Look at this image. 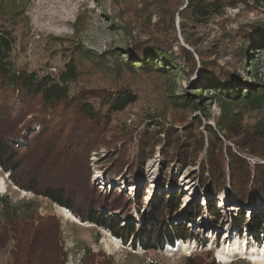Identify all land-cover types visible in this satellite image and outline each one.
I'll use <instances>...</instances> for the list:
<instances>
[{
    "label": "trees",
    "instance_id": "obj_1",
    "mask_svg": "<svg viewBox=\"0 0 264 264\" xmlns=\"http://www.w3.org/2000/svg\"><path fill=\"white\" fill-rule=\"evenodd\" d=\"M103 1L111 13V24L125 29L130 38L123 51L126 61L112 64V68L140 74L179 71L193 85V92L170 94L173 105L181 111L178 113L185 118L187 112L204 110L208 115L201 102L204 93L211 89L214 94L207 98L219 103L222 111L215 125L205 128L207 138L189 126L181 140L180 131L173 126L165 128L159 119L138 130L124 122L114 124L112 113L123 112L137 99L128 86L84 87L73 92L72 83L80 74L74 57L55 74H39L16 66L10 59L15 37L0 26V170L17 188L67 209L82 223L108 229L122 243L131 241V246L142 248L144 253L188 239V223L196 221L204 209L193 205L188 208L186 220L168 224L180 197L162 191L153 216L143 215L145 223L137 232L133 223L125 224L121 219L129 217L126 215L133 203L142 204V195L132 202L131 197L115 189L109 193L101 191L91 182L93 167L112 176L140 177L155 145L161 144L164 175L160 184L170 181L175 186L177 175L171 174L176 171L170 164H177L180 171L193 164L205 148L200 173L192 177L197 176L199 183L209 185L214 193L228 186L231 199L239 204H263L264 117L245 124L242 113L230 114L225 106L241 101L249 109L264 107V82L244 79L238 72L240 61H234L243 59L247 49L264 46V17L237 23L238 16L231 19L226 12L228 7L240 6L255 10L264 6V0H140L141 8L132 7L129 0ZM182 3L184 6L179 8ZM153 14L156 19L152 22ZM231 20L236 21L235 28H227ZM214 23L220 33L207 44L214 29L209 24ZM178 35L191 49L180 43ZM220 50L233 61L219 62ZM91 58L98 61L93 55ZM197 71L199 78L191 81ZM118 82L115 80L113 85ZM33 124L38 128L34 129ZM153 125L154 130L149 128ZM28 127L34 129L29 136L25 133ZM118 141L121 145L117 147ZM224 141H231L237 151L258 160L250 163ZM100 149H104V154L96 163L91 162V153ZM35 157L36 161L29 164ZM45 164L49 169L44 170ZM209 203L210 215L218 221L219 217L222 219L215 202ZM246 219L241 214L233 222L240 226ZM263 223L264 215L253 216V229L260 231ZM9 242L12 245L4 264H66L68 250L60 217L51 212L38 215L33 210L20 215L18 207L4 194L0 195V252ZM79 250L77 264H114L113 257L104 250L94 251L86 244L73 248L74 252ZM205 251L189 254L182 264H221L211 249ZM147 264L163 263L149 258Z\"/></svg>",
    "mask_w": 264,
    "mask_h": 264
},
{
    "label": "rangeland",
    "instance_id": "obj_2",
    "mask_svg": "<svg viewBox=\"0 0 264 264\" xmlns=\"http://www.w3.org/2000/svg\"><path fill=\"white\" fill-rule=\"evenodd\" d=\"M183 1L185 2V0ZM129 2L132 7H142L140 0H129ZM183 6L184 3L179 8ZM243 9L241 6L237 8L228 7L226 12L231 19L238 16L237 23L264 17V6L257 7L255 10ZM110 16L108 6L103 0H0V26L9 29L15 37L10 59L15 62L16 66L25 67L28 71L38 72L39 74H55L65 66L68 60L74 57L80 74L72 83L73 92L84 87L114 88L119 84H123L136 94V101L127 109L116 115L112 113L114 124L122 125V122H124L128 127L137 126L138 130L145 125L150 126L154 119H159L158 121H161L160 124L165 128L173 126L180 131V134H178L181 135V140L184 137L182 133L190 127L193 132H199L204 138H207L208 133L205 128L207 125H215L216 117L219 116L221 111L219 103L214 99H210V97L207 98V96H213V91L209 89L208 92L204 93L201 102V107L205 108L208 115H205L204 110H196L187 112L184 115L185 119L178 113L181 112L179 108H175L176 106L173 105L170 94L193 92V85H190L178 70L176 74L167 72L160 74L153 71L140 74L126 69L118 71L112 68V64L126 61V54L123 51L130 38L125 29L117 28L111 24ZM155 19L156 14H153L152 22ZM237 23L231 20L227 28H235ZM176 24H178V16L176 17ZM209 25L214 29L209 34L207 44H211V40L217 38L220 33L215 23ZM178 40L187 47L180 35H178ZM256 46L253 50L247 49L246 56L243 59L235 58L234 61H240L238 72L244 79L250 82H254L255 79L259 80L258 82H264V46ZM174 50H176V46H174ZM92 55L98 61L93 60ZM219 55V62H223V60L233 61L231 56H224V50H220ZM173 70L175 69L173 68ZM199 74L200 72L197 71L192 75L191 81L199 78ZM115 80L119 82L113 85ZM225 107L229 108L230 114L233 112L242 113V121L245 124L254 123L264 117V107L249 109L241 101L231 102L228 107ZM32 127L34 129L38 128L36 124H33ZM32 127L25 129L28 136L34 130ZM149 128L154 130L156 127L153 125ZM160 135L163 139V133H160ZM118 142L116 143L117 147L121 145V142ZM224 144L230 145L237 154H242L250 163L258 160L237 151L231 141H224ZM160 147L161 144L155 145L152 158L143 167L142 176L136 177L137 175H135V178L131 179L128 177L123 178L121 175L112 176L93 167L92 170L90 169V172H92L91 182L105 193H109L113 189L120 191L123 195L131 197L132 202L134 198L140 194L142 195V204L137 206L133 203L131 210L126 215L129 217L121 219L124 220L125 224L133 223L137 228V232H140L145 223L142 220L143 215L153 216V210L159 201L158 198L163 197L162 191L167 193L168 196H170L168 192H172V194L176 193L180 197L179 206L166 221L168 224L186 220L188 208L193 205L202 207L204 210L196 221L193 220L188 223L190 227L188 231H190L191 238L196 241L195 244L189 237L185 240L184 246L181 245L182 247H178L177 244L174 247L166 245L162 250L157 249L144 253L142 248L131 246V241L126 244L122 243L108 229L97 227L89 222L82 223L74 216L75 219H73L62 209L63 207L52 204L48 199L36 196L32 192L17 188L8 179L7 173L2 170H0V177L3 178L4 183L3 188L0 189V195L7 194L12 205L18 207L20 215L25 210H33L38 215L51 212L59 216L62 222L65 246L68 250L67 260H69L68 256H70V259L75 256L79 262L81 251L74 252L73 248L75 246L81 248L85 244L91 246L94 251L101 249L110 254L113 257L114 264H147L149 258H156L163 264H182L189 253H204L209 248H211L216 258V254L223 244L222 241L226 240L228 242L236 237L248 240L249 243L256 246L264 245V223L260 231L252 227L253 216L260 217L264 215V203L253 201V203L250 202L245 205L239 204L231 199L232 193H230L228 186L220 192L214 193L209 189V185H201L197 176L200 173V162L205 148L200 152L201 154L199 153L200 155L193 164L180 171H178L177 164H170L172 169L176 171L171 172V174L177 175L176 185L174 186L170 181L168 184L161 185V177L164 174ZM131 150L133 151V146ZM103 154L104 149L92 152L90 161L96 163ZM36 157L29 164L34 163ZM150 162L152 164H149ZM44 166V170L49 169L48 165L45 164ZM171 174L169 173L168 177L171 178ZM193 174L197 176L194 178L192 177ZM49 175L51 176L50 173ZM210 201L215 202L223 215L222 219L219 217V221L208 212ZM241 214L245 215L247 219L242 225H235L233 219ZM114 216L116 215L114 214ZM240 231L241 234L239 235L238 232ZM196 234H198L197 239L195 238ZM41 235L39 233V237ZM217 235L220 236L217 237ZM223 236L227 238L221 240ZM211 237L213 239H208ZM256 237L257 239H255ZM252 240L258 241L261 245ZM211 243H213V247L216 245L215 248L210 247ZM11 245L12 242H9L6 249L0 252V264H4L6 259L9 258L8 250ZM228 256L230 258L228 262H230L221 264H255L244 258V256L235 257L232 254H228Z\"/></svg>",
    "mask_w": 264,
    "mask_h": 264
},
{
    "label": "bare ground",
    "instance_id": "obj_3",
    "mask_svg": "<svg viewBox=\"0 0 264 264\" xmlns=\"http://www.w3.org/2000/svg\"><path fill=\"white\" fill-rule=\"evenodd\" d=\"M154 157H156V156L154 155ZM149 164H152V163L150 162ZM3 181H4L3 178L0 177V189L3 188V183H4ZM62 209L65 210L71 218L75 219L73 217V215L67 209H65V208H62ZM225 235H227V234H225ZM189 237L191 238V236H189ZM224 238H227V237L224 236ZM185 240H187V239H185ZM185 240L177 241V246L178 247L184 246L183 244H184ZM191 240L193 241V244L196 243V241H194L193 238H191ZM249 240L251 241L250 238H249ZM222 242H223V244H222V246H220L221 248L219 247L220 249L218 250V252L216 254L218 261L226 263V262H228V260H230L228 254L229 255L232 254V256H235V257L236 256H244L245 258H247L248 260H250L251 262H253L255 264H264V245H261V243H259L258 241H256L255 243L260 244L261 246H256L255 244L253 245L252 243H249L248 240L240 239V237H236L233 240L231 239L228 242H226V240H223ZM212 244L213 243H211L210 245L212 246Z\"/></svg>",
    "mask_w": 264,
    "mask_h": 264
},
{
    "label": "built area",
    "instance_id": "obj_4",
    "mask_svg": "<svg viewBox=\"0 0 264 264\" xmlns=\"http://www.w3.org/2000/svg\"><path fill=\"white\" fill-rule=\"evenodd\" d=\"M69 257V260H67V264H77L78 263V258L76 259L75 256H73V259H70V256Z\"/></svg>",
    "mask_w": 264,
    "mask_h": 264
},
{
    "label": "clouds",
    "instance_id": "obj_5",
    "mask_svg": "<svg viewBox=\"0 0 264 264\" xmlns=\"http://www.w3.org/2000/svg\"><path fill=\"white\" fill-rule=\"evenodd\" d=\"M221 234H222V233H221ZM238 234L240 235V234H241V231L238 232ZM218 236H220V235H217V237H218ZM211 238H212V237H211ZM179 240H183V239H179ZM179 240H177V241H179ZM176 244H177V242H176ZM176 244H175V245H176ZM215 246H216V245H215Z\"/></svg>",
    "mask_w": 264,
    "mask_h": 264
},
{
    "label": "water",
    "instance_id": "obj_6",
    "mask_svg": "<svg viewBox=\"0 0 264 264\" xmlns=\"http://www.w3.org/2000/svg\"><path fill=\"white\" fill-rule=\"evenodd\" d=\"M188 47V46H187ZM188 48H190V47H188ZM191 49V48H190Z\"/></svg>",
    "mask_w": 264,
    "mask_h": 264
}]
</instances>
